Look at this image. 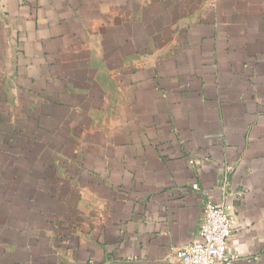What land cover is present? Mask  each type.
<instances>
[{"label": "crops", "instance_id": "1", "mask_svg": "<svg viewBox=\"0 0 264 264\" xmlns=\"http://www.w3.org/2000/svg\"><path fill=\"white\" fill-rule=\"evenodd\" d=\"M208 199L264 264V0H0V264H177Z\"/></svg>", "mask_w": 264, "mask_h": 264}, {"label": "built area", "instance_id": "2", "mask_svg": "<svg viewBox=\"0 0 264 264\" xmlns=\"http://www.w3.org/2000/svg\"><path fill=\"white\" fill-rule=\"evenodd\" d=\"M195 164L194 160L189 161ZM192 188H199L197 183ZM236 215L230 203L206 200L198 226L197 239L172 251L177 264H233L236 255L229 254L228 241Z\"/></svg>", "mask_w": 264, "mask_h": 264}]
</instances>
